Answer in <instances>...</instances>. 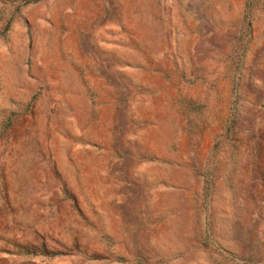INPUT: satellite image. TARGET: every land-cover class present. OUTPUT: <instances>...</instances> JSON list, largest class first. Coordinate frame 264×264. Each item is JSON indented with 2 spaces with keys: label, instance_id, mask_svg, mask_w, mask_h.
I'll return each instance as SVG.
<instances>
[{
  "label": "rangeland",
  "instance_id": "rangeland-1",
  "mask_svg": "<svg viewBox=\"0 0 264 264\" xmlns=\"http://www.w3.org/2000/svg\"><path fill=\"white\" fill-rule=\"evenodd\" d=\"M0 264H264V0H0Z\"/></svg>",
  "mask_w": 264,
  "mask_h": 264
}]
</instances>
